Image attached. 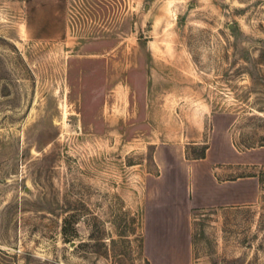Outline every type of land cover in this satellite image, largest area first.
<instances>
[{
  "label": "rangeland",
  "instance_id": "1",
  "mask_svg": "<svg viewBox=\"0 0 264 264\" xmlns=\"http://www.w3.org/2000/svg\"><path fill=\"white\" fill-rule=\"evenodd\" d=\"M26 16L0 0V264H264V0Z\"/></svg>",
  "mask_w": 264,
  "mask_h": 264
},
{
  "label": "crops",
  "instance_id": "2",
  "mask_svg": "<svg viewBox=\"0 0 264 264\" xmlns=\"http://www.w3.org/2000/svg\"><path fill=\"white\" fill-rule=\"evenodd\" d=\"M22 2L25 5L26 18L39 23L36 29L38 35H60L62 33L66 20V0H22ZM235 158V156L232 157L230 161H234ZM149 236L150 233L147 231L146 239ZM150 256L151 262L157 264L155 257Z\"/></svg>",
  "mask_w": 264,
  "mask_h": 264
}]
</instances>
